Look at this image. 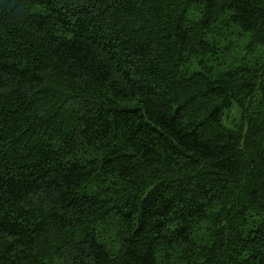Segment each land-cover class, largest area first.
I'll list each match as a JSON object with an SVG mask.
<instances>
[{"label":"trees","instance_id":"trees-1","mask_svg":"<svg viewBox=\"0 0 264 264\" xmlns=\"http://www.w3.org/2000/svg\"><path fill=\"white\" fill-rule=\"evenodd\" d=\"M0 264H264V0H0Z\"/></svg>","mask_w":264,"mask_h":264},{"label":"rangeland","instance_id":"rangeland-1","mask_svg":"<svg viewBox=\"0 0 264 264\" xmlns=\"http://www.w3.org/2000/svg\"><path fill=\"white\" fill-rule=\"evenodd\" d=\"M225 124H226L227 126H231L226 120H225Z\"/></svg>","mask_w":264,"mask_h":264}]
</instances>
